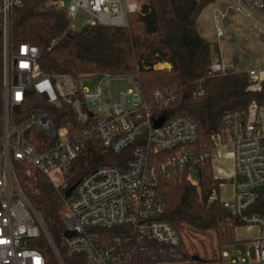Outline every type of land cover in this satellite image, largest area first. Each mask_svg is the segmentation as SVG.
<instances>
[{
	"label": "built area",
	"instance_id": "obj_1",
	"mask_svg": "<svg viewBox=\"0 0 264 264\" xmlns=\"http://www.w3.org/2000/svg\"><path fill=\"white\" fill-rule=\"evenodd\" d=\"M67 1L52 4L65 11L72 29L79 10L84 12V25L104 26H128V13L138 10L134 0ZM20 4L21 0H0V264H49L34 246L41 240L47 241L54 264H65V256L76 253L86 264L181 260L179 236L160 218L165 204L158 185L178 168L186 181L197 186V165L207 160L212 165L222 154L228 155L232 169L228 173L214 169V177L233 182L212 188L206 202L219 201L228 211L226 220L235 219V229H256L250 239L255 262L264 264V215L253 211L260 194L254 188L264 186V66L244 70L246 89L254 97L245 109L222 113L223 128L211 134L212 146L204 149L197 145V125L188 117L166 120L154 115L175 101L173 91L155 90L146 99L135 75L98 73L99 79L89 88L77 80L93 74L76 79L46 74L38 63L39 47L11 38V17ZM228 7L264 16V0H230ZM220 18L215 19L218 37L223 35ZM228 68L217 53L212 54L210 75L224 74ZM112 80H126L137 91L127 90L118 103H111L107 90ZM201 92L199 85L193 89L194 96ZM161 116L163 123L154 128V120ZM93 136L112 154L130 148V158L124 167L99 165L66 196ZM29 168L44 174L60 193L64 232H73L70 237L63 233L60 247L22 188L19 172ZM226 186L230 192L222 197ZM220 258L229 261L228 252L222 251ZM245 262L243 256L231 260Z\"/></svg>",
	"mask_w": 264,
	"mask_h": 264
},
{
	"label": "trees",
	"instance_id": "obj_2",
	"mask_svg": "<svg viewBox=\"0 0 264 264\" xmlns=\"http://www.w3.org/2000/svg\"><path fill=\"white\" fill-rule=\"evenodd\" d=\"M53 0H21L11 17V38L27 42L40 49L38 63L48 75L66 74L78 78L84 74L112 73L135 75L146 99L155 90L173 91L175 101L154 113L166 120L183 115L198 129L197 145L212 146L211 134L220 131V117L225 110L245 109L254 94L247 91L244 71L228 68L220 75L208 71L212 54L218 46L199 32L197 18L201 11L215 0H136L138 10L128 13V26L83 25L80 29L68 27L65 11L57 9ZM169 68H156L158 64ZM200 86L202 92L193 95ZM130 158V148L120 154L106 152L100 140L93 136L77 162L69 186L102 164L124 167ZM198 185L185 180L183 171L176 168L162 180L158 189L165 209L161 219L166 220L180 239L183 259L201 262L203 257L188 255L180 234L191 227L201 236L215 242L218 248L235 243L236 221L219 201L207 203L212 188L222 179L214 177L209 160L197 165ZM22 188L42 217L54 244L60 247L65 230L63 203L59 191L39 171L29 168L19 172ZM264 215V192L260 193L253 209ZM184 232V231H183ZM35 245L54 264L46 240ZM213 250V249H212ZM198 257L197 261L192 258ZM65 264H86L81 253L65 256Z\"/></svg>",
	"mask_w": 264,
	"mask_h": 264
},
{
	"label": "rangeland",
	"instance_id": "obj_3",
	"mask_svg": "<svg viewBox=\"0 0 264 264\" xmlns=\"http://www.w3.org/2000/svg\"><path fill=\"white\" fill-rule=\"evenodd\" d=\"M67 2V0H64L65 4ZM126 2H131V0H126ZM134 3L139 8L141 1ZM229 4L230 0H215L201 11L197 18L200 34L211 43L217 44V54L222 62L234 71H244L250 67L264 66V16L251 13L244 8L242 12H236L231 7H228ZM222 12H224V17L220 18V13ZM84 16V12L79 10L73 22L74 29H80L85 24ZM216 18H220V25L223 31V35L220 37L216 35ZM155 67L169 68V65L158 64ZM98 79L99 74L95 73L89 78L80 77L77 83L81 86L92 88ZM130 89L133 92L137 91L136 85L128 83L126 80H112L107 90V96L111 103H118L120 94ZM215 166H221V168L228 171L229 163L224 162L220 165L215 163ZM221 181L229 185L233 182V179L225 178ZM229 192L230 188L226 186L222 190V197H226ZM63 219L65 220L66 216H63ZM183 231L180 234V238L186 253L192 255L194 251H197L198 255L202 256L204 260L201 262L176 260L152 264H233L231 260H236L239 256H243L246 261L241 264H259L255 262V248L252 245L253 241L250 240L255 236L254 229H247L246 227L236 228L234 231L235 243L231 246L226 245L220 248L216 246L214 241L209 243L207 237L201 236L191 227H184ZM230 248L235 249V253ZM224 250L228 252L229 261L223 262L220 258V253ZM247 251L249 252V257L246 256Z\"/></svg>",
	"mask_w": 264,
	"mask_h": 264
},
{
	"label": "water",
	"instance_id": "obj_4",
	"mask_svg": "<svg viewBox=\"0 0 264 264\" xmlns=\"http://www.w3.org/2000/svg\"><path fill=\"white\" fill-rule=\"evenodd\" d=\"M163 121H164V117L163 116L159 117L158 119H155L154 122H153V127L154 128L160 127L161 124L163 123ZM238 179H241V178L238 177ZM72 189H73V186H71L70 188H68L67 191L65 192V195L68 196L70 194V192L72 191ZM254 191L255 192H258V193H263L264 192V186L256 187V188H254ZM72 234H73L72 231L66 230L64 232V236L65 237H70ZM192 259L194 261H197L198 260V257L194 256Z\"/></svg>",
	"mask_w": 264,
	"mask_h": 264
},
{
	"label": "crops",
	"instance_id": "obj_5",
	"mask_svg": "<svg viewBox=\"0 0 264 264\" xmlns=\"http://www.w3.org/2000/svg\"><path fill=\"white\" fill-rule=\"evenodd\" d=\"M166 64V63H165ZM226 163V162H228L229 163V167H228V171H226V170H224L223 168H221V166H215V163L217 164V165H220V164H223V163ZM212 169L214 170V169H222V171L223 172H225V173H228V172H230L231 171V169H232V167H231V160H230V158L228 157V155H226V154H222V156H221V158L220 159H218V160H216V161H214L213 163H212ZM247 229H254V231L256 232V229L255 228H247Z\"/></svg>",
	"mask_w": 264,
	"mask_h": 264
}]
</instances>
